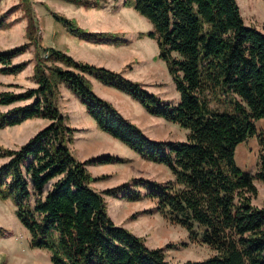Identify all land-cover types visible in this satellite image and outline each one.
<instances>
[{
  "label": "trees",
  "instance_id": "1",
  "mask_svg": "<svg viewBox=\"0 0 264 264\" xmlns=\"http://www.w3.org/2000/svg\"><path fill=\"white\" fill-rule=\"evenodd\" d=\"M2 0H0L1 2ZM86 8L97 0H70ZM28 20V42L0 52V73L19 74L29 61L15 57L36 49L37 88L0 92V105L29 101L0 111V129L30 119L51 123L18 149L0 146V199L11 200L15 214L30 234L34 249L50 254L52 264H172L161 247L117 224L106 196L130 202L150 198L154 210L189 233L191 241L209 246L214 254L180 264H264V206L254 203L264 181V153L253 175L237 162L240 144L257 137L264 150V32L247 25L238 0H126L153 24L141 33L157 41L158 59L166 62L180 94L177 104L148 90L121 72L76 60L40 42L31 0H22ZM15 6L0 16V29ZM58 22L87 40L106 36L91 33L75 19L51 10ZM90 76L129 94L155 116L188 131L185 140L151 138L110 101L94 90ZM68 88L86 107L100 131L120 140L143 159L163 164L172 172L167 181L133 178L103 192L93 184L89 164L128 163L115 155L79 160L73 151L77 129L60 107L61 88ZM55 180L44 196L46 185ZM139 188L145 189L141 191ZM35 201L32 202V198ZM5 230L0 229V237Z\"/></svg>",
  "mask_w": 264,
  "mask_h": 264
},
{
  "label": "rangeland",
  "instance_id": "2",
  "mask_svg": "<svg viewBox=\"0 0 264 264\" xmlns=\"http://www.w3.org/2000/svg\"><path fill=\"white\" fill-rule=\"evenodd\" d=\"M97 1L100 2L101 7L106 0ZM31 2L33 5L36 21L39 25L40 38L41 36H43L42 28L48 25V20H52V22H54L55 24L57 23V20L52 15L51 10L57 12L62 16H66L70 19H75L68 16V10L66 9L67 3L74 4L78 7H85L83 5L73 3L70 0H31ZM238 2L240 4L246 24L255 26L264 32V0H238ZM15 6H19V8L14 10L9 15L7 20L9 22H12L14 20L17 21L12 27L8 29H0L1 46L11 47L10 45H14L12 47L14 48L28 42L27 33L25 40H22L23 33L21 32L20 27H18L23 20H27L23 17L25 11L23 9L22 0H2L0 2V16H2L4 13ZM124 7L126 6L124 5ZM126 8L133 9L131 7ZM139 16L144 18L139 22L141 33L152 31L153 27L151 25V22L140 14ZM42 23L44 26L42 25ZM16 27L17 32L14 37L13 31H11L10 29H14ZM24 54L27 56L25 57L26 59L22 62L29 61V64L24 71L19 74L0 73V92L14 91L20 93L25 92L26 90L31 89L33 86L37 85L34 80V75H30L28 71V67L31 62L36 64L35 47L32 46L28 51L21 55ZM19 56L14 58V64H16L15 62L16 60H18ZM155 61V63L157 64L158 60ZM163 63L164 64L160 65L158 69L161 81L153 85H155L154 87H156V90L160 91V94H158L160 97L170 103L177 104L180 101V94L176 90L174 81L168 71L167 64L165 62ZM28 102L29 101H21L11 105H0V111L6 112L15 106L24 105ZM68 105V100H66L62 95L60 100V107L64 114L66 111H68ZM68 121H70L69 125L72 126V118H70V120ZM257 127L260 131L264 132V119L257 122ZM160 131L161 132L159 133H153L152 136L158 139L179 141L185 140L188 133L187 130L181 128L178 124L175 123H166V125L162 127ZM16 134V129L12 128V126L0 129V146L10 149H18L23 146L25 143L23 144L21 142V139H15ZM79 137L80 135L78 136V134L76 133L75 141L73 144L74 155L78 159H80L81 153L83 152V147L81 146ZM262 152L264 153V150H262L258 138H250L249 140L238 146L236 152L237 162L245 171L255 175L260 167V154ZM96 158L98 157H94L89 160H95ZM8 160V158H0V166L5 164ZM142 176L143 178H149L158 181L168 180V175L166 174L165 167L161 165H152L151 168H148ZM115 179L116 178H110L108 180L103 179L100 181H96L93 184V187L96 190L103 192L108 188H112L122 184V182L117 183ZM106 183H108V187H104V184ZM255 183L258 187L259 193L254 198V203L258 206L263 207L264 181L256 179ZM45 192L46 189L44 190V195ZM106 200L108 203L109 213L117 224L125 226L137 235L144 237L147 241L148 246L153 248H163L166 253L167 259L172 264H180L189 260L201 261L209 258L214 254V251L209 246L191 241L189 233L186 229L182 228L181 226L172 224L159 212L153 211L152 213H146L148 210L155 209V200L146 198L139 200L136 203H132L130 201L123 200L121 196H106ZM34 201L35 197L32 198V202ZM14 216L15 206L12 201L0 199V229L5 230V236L0 237V264H52L50 260V254L48 252L31 247L30 234L27 229L19 228L15 230L14 228L13 230H11L14 225L12 220ZM8 227L11 228L9 229Z\"/></svg>",
  "mask_w": 264,
  "mask_h": 264
},
{
  "label": "crops",
  "instance_id": "3",
  "mask_svg": "<svg viewBox=\"0 0 264 264\" xmlns=\"http://www.w3.org/2000/svg\"><path fill=\"white\" fill-rule=\"evenodd\" d=\"M125 1L106 0L99 8L78 7L67 3L66 9L69 17L75 18L79 25L87 31L96 34L104 33L106 36L94 40L82 39L72 34L61 22L57 21L55 24L52 20H48V25L42 28L43 36H41L40 42L43 46H52V48L73 56L78 61L121 72L128 79L142 82L151 92L160 94V91L156 90L155 85H153L161 81L158 69L160 65L164 64V61L158 59L160 52L158 43L149 37L140 38L139 22L144 18L140 17L135 10L124 7ZM151 25L153 27L152 23ZM27 26L28 20H23L18 26L23 33L22 40H25ZM10 30L13 31L15 37L17 27ZM10 46L0 45V51L9 50L14 45ZM26 56L25 54L19 56L15 63H22ZM155 60H158L157 64ZM34 67L35 63L31 62L28 67L30 75H34ZM90 79L94 90L100 97L113 103L126 118L142 127L151 138L171 141L155 138L152 134L161 132L160 129L166 123L172 122L149 113L143 105L135 101L129 94L106 85L93 76H90ZM37 87L38 85H35L32 88ZM61 92L69 103L68 111L65 112L67 121L72 118L71 125L77 129L78 136L80 135L79 139L83 152L79 160L85 162L94 157L107 154L131 160L128 163L88 165V169L95 177L108 175L109 177L106 180L116 178L117 183H124L133 178L143 177L142 175L152 165H161L165 167L168 180L173 178L172 172L165 165L143 159L120 140L109 133L100 131L96 121L87 113L86 107L68 88L62 86ZM50 123L51 121L47 119L39 118L12 126L17 133L15 139H21L24 144ZM68 124H70V121H68ZM54 182L55 180H52L46 185L44 196L52 189ZM104 185V187H108V183ZM139 189L145 191L143 188ZM12 220L14 225L12 228L8 227L9 229H26L16 214Z\"/></svg>",
  "mask_w": 264,
  "mask_h": 264
},
{
  "label": "bare ground",
  "instance_id": "4",
  "mask_svg": "<svg viewBox=\"0 0 264 264\" xmlns=\"http://www.w3.org/2000/svg\"><path fill=\"white\" fill-rule=\"evenodd\" d=\"M122 208V207H121ZM119 209V208H118ZM123 209V208H122ZM146 224V223H145ZM148 224V223H147ZM154 224H156V223H154ZM149 227H150V225H149ZM142 228H143V226H142ZM153 228V227H152ZM144 230H145V228H144ZM151 230V229H150Z\"/></svg>",
  "mask_w": 264,
  "mask_h": 264
}]
</instances>
